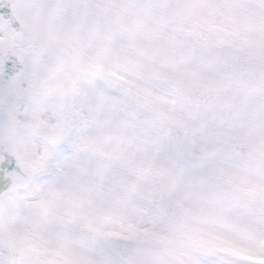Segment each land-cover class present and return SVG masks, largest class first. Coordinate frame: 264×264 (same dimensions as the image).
I'll use <instances>...</instances> for the list:
<instances>
[{
  "label": "snow or ice",
  "instance_id": "1",
  "mask_svg": "<svg viewBox=\"0 0 264 264\" xmlns=\"http://www.w3.org/2000/svg\"><path fill=\"white\" fill-rule=\"evenodd\" d=\"M0 264H264V0H0Z\"/></svg>",
  "mask_w": 264,
  "mask_h": 264
}]
</instances>
